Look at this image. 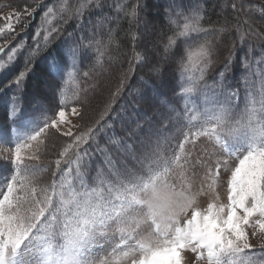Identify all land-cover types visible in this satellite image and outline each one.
<instances>
[{
	"label": "snow or ice",
	"instance_id": "1",
	"mask_svg": "<svg viewBox=\"0 0 264 264\" xmlns=\"http://www.w3.org/2000/svg\"><path fill=\"white\" fill-rule=\"evenodd\" d=\"M230 6L234 22L225 18L204 26L198 6L186 14L182 2L172 0L167 13L172 34L164 40L161 32L150 48H139L141 34L132 26L139 28L143 4L136 0L125 10L117 3V16L98 19L91 37L82 35L71 45L65 41L66 47L50 57L49 75L56 81L51 85L56 101L51 114L48 109L39 114L27 110L23 95L13 93L8 119L15 141H0V160L9 165L0 180V264H185L188 252L192 264H264V258L250 254L257 251L253 239L264 254V70L256 94L250 84L251 65L244 57L250 74L242 77L246 93L239 112L240 86L225 83L235 44L208 82L221 36L234 30L241 39L245 34L264 39L249 20L241 19L243 0H232ZM41 7L45 10L33 46L17 41L9 48L16 27L26 28L24 19ZM103 7L102 0H76L74 5L61 0L58 7L26 5L0 16V71L10 70L25 47L28 52L23 70L7 87L23 92L35 60L62 32L53 21L66 24L74 19L83 29L85 12L102 13ZM121 11L129 21L128 69L120 74L98 118L88 119L91 88L81 86L80 76L87 84L93 69L103 68L106 56L111 61L110 47L118 48L119 42L116 29L107 25L115 20L118 27ZM193 34L196 42L188 43ZM181 38L183 53L173 52ZM90 51L93 69L81 74L77 57ZM150 52L158 57L150 64L157 77L163 65H169L177 100L158 101L157 114L146 111L122 123L118 133L109 124L113 106L128 76L148 62ZM261 63L264 55L257 66ZM69 83L74 85L71 97L66 93ZM197 93L202 107L192 100ZM178 101H183L182 111L175 106ZM172 122L175 133L165 134ZM105 129L112 134L102 136ZM201 139L218 150H198ZM97 153L101 159L93 168ZM89 171L95 176L89 178ZM45 174L50 178L43 179ZM101 241L111 248L103 258L96 255V249L104 250Z\"/></svg>",
	"mask_w": 264,
	"mask_h": 264
},
{
	"label": "rangeland",
	"instance_id": "2",
	"mask_svg": "<svg viewBox=\"0 0 264 264\" xmlns=\"http://www.w3.org/2000/svg\"><path fill=\"white\" fill-rule=\"evenodd\" d=\"M76 1V0H74ZM170 1V0H169ZM206 1L207 0H180L182 4H184V11L187 14L189 7H196L198 6L201 10V14L204 16L205 10H206ZM58 1H46V0H0V5L4 4H10L12 7H0V16H2L4 13L15 11L17 8L23 9L26 5H30L35 7L36 4H42L46 6H59ZM125 2V5L129 2V0H119V2L122 4ZM127 2V3H126ZM136 2V0H134ZM143 4V8L140 11V23L139 28L136 27V25L132 26L133 31H138L141 34L140 38V44L138 45L139 48H150L151 44L156 42L158 39H161L160 33L163 32L165 34L164 40H166L167 35L172 34V26L168 24L167 22V13L169 11V5L172 3L167 2V0H141ZM230 4H225V0H220V4H218V12L215 11V15L217 18L225 17L229 20H233L234 12L231 8V2L232 0H227ZM239 2V0H238ZM102 3L104 4V9L102 11V15L106 12L107 16L109 17H115L117 16V13L115 11V7L117 3H113L112 0H102ZM165 5V6H162ZM243 5L245 6V11H242L240 13L241 19H247L249 20L251 26L253 29H255L256 32L260 33L261 36H264V0H243ZM45 9L43 7L37 8L35 14L31 17H26L24 21L22 22L24 25H27V27L17 26L15 29L16 35L14 38H11L8 40V47L15 46L17 41H23L27 47L33 46V36L35 32L37 31L39 25L41 24V17L42 13ZM225 14V15H223ZM232 14V15H230ZM173 17H175V11L172 12ZM120 17H125L123 11L119 14ZM102 18V16H97ZM89 20L91 22H95L97 20H93L91 15L88 16ZM224 20V19H223ZM115 21V20H114ZM58 20L53 21V23H57ZM234 22V20H233ZM129 24V21H128ZM85 22V26H86ZM85 28V27H84ZM92 29V27H91ZM88 31V34H78V35H71L67 36L63 40V46L66 47L65 41L68 42V45H71L74 41L79 40L80 36H86L91 37L92 31ZM121 40L126 39V46L127 49L123 45V43H119V47H115L112 54V61L115 62V68L111 69L112 66L107 64V61L105 60L104 66L106 67L105 73L103 75L104 82L102 83V86H98V90L94 92V95L89 97V108L87 112V118L88 119H96L99 116V113L103 110L104 104L107 101L110 92L114 91L117 84L119 83V77L122 72H125L128 69V63L127 58L131 55V48H130V42L129 38L126 34L120 35ZM202 38V37H201ZM226 38V37H225ZM234 40V39H233ZM86 42V41H85ZM196 42V34H193L192 38L189 39L188 43L194 44ZM0 43H4V40L0 38ZM225 47H228L232 45L231 41H226L223 44H220ZM235 44V48L233 50V59L231 66L229 70L226 72V80L225 83H227V78L229 73H237L239 76L244 72L246 69V65L242 63L244 61V57L246 55L251 54L250 58L248 59V63L250 64L253 59L254 55L258 54L259 52H264V39L255 36V35H247L245 34L243 36V39H239L237 43ZM177 47L173 48V52H179L180 54L183 53L184 50V41L183 38L179 39L177 41ZM247 47L246 51H243V48ZM228 48L226 49L225 53H223V58L216 59V63L213 66L214 71L209 72L208 76V82L209 84L212 83L211 76L218 70H221L223 66V61L227 57ZM25 49V48H24ZM159 51H162V47L158 49ZM7 51V50H6ZM24 54H28V52L24 53V50L17 54V57L14 61V63L11 66V69L8 71H0V95L4 97V99H0V140L4 141L9 138H11L13 141H15L16 134L12 131L13 129V122L4 116V105L6 100H10V98L13 96V93L18 96V94H22L23 92L16 91V89H9L7 87L8 83L11 81L10 78H13V74L15 71H17V65H19V60L24 59ZM89 54V52H88ZM119 54H125L124 61L120 58V56H117ZM111 55V53H110ZM84 56V55H83ZM180 57L177 56V59ZM158 59L155 53L150 52L148 62L139 64L138 66H135V70L128 76V79L125 81L124 88L121 92V95L117 97L116 102L113 106V111L109 118V124L114 125V128H118L122 131V123H129L133 119H136L138 116H142L144 113L138 114L137 112L133 111L131 114L127 111L129 101H134L138 106L141 107L142 110H146L147 112L150 111V116L157 114L161 109L158 106V101H164L167 99L166 94L172 98L173 101L177 100V97L172 93V87H173V80L172 75L169 71V65L164 64V72L162 76L157 77L155 74H153L150 71V64L155 62ZM78 67L81 66V56L77 57L76 61ZM36 66V63H34ZM251 69H250V84L254 91V93L258 94L259 90V81L261 77L262 70L259 69L256 65L257 63H251ZM103 66V67H104ZM21 67V66H20ZM21 69V68H20ZM41 70H37L33 73V77L31 80L27 81L26 84H29L32 86L31 91L34 94H40L43 98H41L40 103H34V104H26L25 105L30 110H35L37 114L40 113L42 109H48L49 114H51L52 110L56 109V106L54 104L55 100L52 99L50 96L53 94V89L51 87L52 84H54L56 81H51L50 78H47L49 83L45 81V77L41 74ZM249 70L246 71L245 76H248ZM30 76L27 77V79ZM26 79V80H27ZM230 82H233V80L230 79ZM41 84V86L39 85ZM245 81L243 80V83L240 87V97L237 101V112L242 111L245 104V93L246 89L244 87ZM101 88V89H100ZM160 92H164L162 96H159L158 94ZM93 92H89V95ZM28 95V94H27ZM143 95L144 99H141V96ZM152 96V100H148V97ZM29 99H31V96H28ZM192 100L196 105H199L202 107V97L197 94H193ZM3 103V106H2ZM179 105L182 108L183 101H178L175 105ZM133 109V108H132ZM10 110V109H9ZM9 113V112H8ZM131 117V118H130ZM173 125V126H172ZM171 126L173 128H171ZM176 123L172 122L169 123L167 128L164 130L165 134H171L174 133L173 131H176ZM21 131H24V129H20ZM112 134V133H111ZM107 134V135H111ZM58 145L61 142H57ZM207 146L209 150H214L212 145L208 143L206 140L201 139L197 144V149H201L203 147ZM99 154L97 153L94 157H92L91 164L93 168L100 162ZM8 166L4 161L0 160V180L8 173ZM48 174H45L47 176ZM95 176V171H89V178ZM221 197L226 198L225 192L223 189H221ZM204 202L201 201V204ZM110 237H112L113 240L116 239L113 233L109 232L108 234ZM252 243L254 245V248L257 249L256 252L250 253L254 256L256 259L264 258V254L259 253V241L258 239H253ZM101 245L103 246V251H101L99 248L96 249V255L98 257L103 258L107 255L108 252L111 251V248L104 242L101 241ZM185 264H192L194 257L193 255L188 252L185 254ZM200 264H203L201 261Z\"/></svg>",
	"mask_w": 264,
	"mask_h": 264
},
{
	"label": "trees",
	"instance_id": "3",
	"mask_svg": "<svg viewBox=\"0 0 264 264\" xmlns=\"http://www.w3.org/2000/svg\"><path fill=\"white\" fill-rule=\"evenodd\" d=\"M51 1V0H48ZM53 1H58V0H53ZM126 1V0H125ZM155 1V0H153ZM172 2V0H170ZM169 0H167V2H170ZM113 3H117L119 2V0H112ZM220 0H207L206 1V10H205V14L203 16V20H202V24L204 26H207L210 22H223L225 19V17H221V18H217V16L214 14L215 11H219L218 10V4ZM60 3V2H59ZM68 3L71 5H74L76 3V1L74 0H68ZM127 3V2H126ZM134 0H129V2L127 3V5H125V2H123L122 4L124 5L125 10L131 8V6L134 4ZM225 4H230L227 2V0H225ZM184 5V4H183ZM165 6V5H162ZM104 9H106L104 7ZM103 11V10H102ZM124 13V12H123ZM120 14V13H119ZM118 14V15H119ZM91 15L93 20H98L97 16H107V13L105 12L103 15L101 13L100 10H96V9H92L91 11H86L85 12V22H86V26L83 29H80L77 27V22L74 19H70L68 20V22L66 24H63L61 21H58L56 24H60V26L62 27V32L61 34L56 38L55 41H53V43L49 46V49L45 52H43L41 54V57H37V59L35 60L34 63H36V66L34 64V67L32 68L31 73L29 74V78L26 80L29 81L32 79L33 77V73L36 72L37 70H41V74L45 77V81L49 83L47 78H50L51 81L53 82V78L51 75H49V65L51 63V59L50 57L55 55L57 50L59 49H63V40L69 36L68 34H73V35H78V34H88V31H90L92 24H95L96 21L92 22L91 24L87 23L89 21L88 16ZM225 15V14H223ZM232 15V14H230ZM99 19H102L100 17H98ZM230 19V18H229ZM228 19V20H229ZM229 21H233V20H229ZM108 27H112L114 29H116L115 32V38L119 43H123V45L125 46V48L127 49L128 47L126 46L127 42L126 39L121 40L120 35L126 34V32L129 29V24H128V19L126 17H120L119 16V26L117 27L116 22L113 20L111 23H109L107 25ZM226 37V38H225ZM106 38V37H105ZM234 39V40H233ZM240 37H238L236 35V32L233 30L231 33H225L223 36L220 37V43L218 45V58H214V59H221L223 58V53H225L226 49L228 47H225L226 44H224L223 46H221L220 44L225 43L226 41H231L232 40V44L233 43H237L239 41ZM115 45L110 47L109 52L111 53V56L113 54V50L115 49ZM247 47L243 48V51H246ZM27 52V47H25L24 49V53ZM228 53V51H227ZM264 55V52H262ZM28 54H24V59L23 60H19V65H17V71H15V73L13 74V78L14 76L18 73V71L23 70L24 68V63L25 60L27 58ZM117 56H120L121 59H123L124 61V56L125 54H119ZM248 59L250 58L251 54L247 55ZM254 56H257L254 55ZM105 60L107 61V64L112 66L111 69L115 68V62L114 61H109V58L106 56ZM93 65H94V56L93 53L90 51L89 54L87 53L86 55L81 57V66L78 67L80 73L82 74L84 71H89L90 69H93ZM21 66V67H20ZM21 68V69H20ZM106 67L104 66L102 69L101 68H95L93 69L94 72V77L91 80L87 81V84L84 83L85 78L82 77V75L80 76V83L82 87L88 86L91 88V90L89 92H93L89 95V97L94 95V92L97 91L99 88L98 86H102V83L104 82V73H105ZM211 71H214L213 69ZM13 78H10L9 80H12ZM25 84L22 85L23 88V93L22 94H18V96L23 95L24 97V104H34V103H40L41 102V98H43L40 94H34L31 89L32 86L29 84ZM39 85L41 86V84L39 83ZM74 89V85L72 84L69 86H66V93L69 97H71L72 95V91ZM101 89V88H100ZM28 94V95H27ZM28 96H31V99H29ZM53 99V94L50 95ZM0 99H4V97H2L0 95ZM35 100L34 103H29L30 101ZM55 106H56V101L54 102ZM3 106V103H2ZM5 108V105H4ZM1 109V108H0ZM8 112H9V108H8V104L6 105V109H4V116L5 118H7L8 116ZM131 118V117H130ZM116 132H121V130H119L118 128H115ZM111 134V130L109 129H105L104 133H102V136H104V134ZM101 143H103V140H101ZM96 155V154H95ZM9 168V166H8ZM50 178V174H48L47 176H44L43 179L47 180Z\"/></svg>",
	"mask_w": 264,
	"mask_h": 264
}]
</instances>
